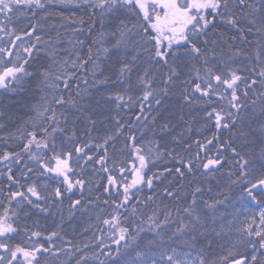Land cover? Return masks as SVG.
Instances as JSON below:
<instances>
[{
    "label": "snow or ice",
    "instance_id": "6c2138e0",
    "mask_svg": "<svg viewBox=\"0 0 264 264\" xmlns=\"http://www.w3.org/2000/svg\"><path fill=\"white\" fill-rule=\"evenodd\" d=\"M53 3L99 15L100 29L84 30L91 42L76 41L85 55L60 60L39 22L14 26L17 14ZM0 17V90L23 92L31 80L38 93L28 119L0 136V264H49L42 257L61 253H80L75 264H264V0H0ZM249 34L252 58L236 46ZM221 180V198L205 199ZM65 200L68 220L95 214L111 243L101 234L89 255L88 244L65 240ZM226 201L232 213L220 211ZM33 211L60 223L22 227L21 212ZM233 231L218 262L198 247ZM21 232L28 243H9Z\"/></svg>",
    "mask_w": 264,
    "mask_h": 264
},
{
    "label": "trees",
    "instance_id": "16d2710c",
    "mask_svg": "<svg viewBox=\"0 0 264 264\" xmlns=\"http://www.w3.org/2000/svg\"><path fill=\"white\" fill-rule=\"evenodd\" d=\"M25 15L17 14L14 22L19 19L20 17H24ZM31 16V15H28ZM33 18L36 20L35 23L39 22L40 25H42V31L40 32L43 40L45 41H50L52 43H56V47L59 49L58 52V59L63 60L65 58L71 60L74 59V53L79 52L80 55H85L86 54V47L82 48L80 45L76 44L77 40H85L86 43H90L93 33H89L85 35V31L89 28L90 25H95L96 30L100 29V17L98 14L93 15L91 10L85 8V7H76L75 4H70V5H62L58 3H53L50 4L47 7V10H39L36 11V15ZM2 19V17H0ZM83 20V24H79L76 22L72 21H80ZM15 26V25H14ZM74 29H81V31H74ZM234 34V33H233ZM253 36L252 34H249V36ZM256 42V41H255ZM51 50V45L48 47L44 48V51L41 52L40 57L38 60L42 63L48 64L51 63V60L47 57V52ZM247 51L251 54V49L247 45ZM254 63V60H253ZM37 63L33 62L32 67H37ZM31 70V69H30ZM69 72L75 71L71 67L68 68ZM79 74V73H78ZM36 85L35 81H29L28 84L26 85V88L29 86L32 87ZM22 92H16V93H11L14 95L21 94ZM10 93L3 92L0 90V97L6 96ZM251 96V93H250ZM256 98V97H253ZM196 124L199 125L200 121H196ZM16 129V128H15ZM15 129H0V136H6L7 133L9 132H14ZM206 135L209 133L206 132ZM224 135H228V133H225ZM20 142L16 141L15 143H12L11 141L9 142L10 147H17ZM5 146L2 141H0V149H3ZM117 148L121 147V143H118ZM18 150V149H17ZM3 169V165H0V170ZM17 176L19 175V172L16 173ZM23 183V181H22ZM212 183L216 184L215 181H212ZM227 183L226 180H221L220 181V187H216L214 189L213 193L209 194L205 192L204 198L211 200L214 198H221L216 196V193L219 191L223 190V186ZM0 189H3L2 192H0V201H4L3 204H0V211H2L3 207L6 206L7 202L5 200L6 192H7V182L4 181V178L0 177ZM15 190V189H13ZM23 190V189H21ZM233 194H237V190H234L233 192L230 193L232 196ZM159 203V201H157ZM168 203V201H165ZM67 204L68 201L65 200V212L64 216L65 219L63 221V227H66L67 230H72L75 229L76 232H79L80 235L84 234L81 233L82 231L80 230H85L86 228L90 231H92V239L90 240V247H95V245L98 243V237L103 234L104 239L106 242L111 243L108 232H107V226L106 225H101L97 221L94 225L90 226L88 225L87 222L91 221L93 217H96L95 214L89 213V214H81V213H76V217L72 220L67 219ZM229 204L228 201L225 202V206H220V211L221 212H227ZM102 207V206H101ZM97 212L100 211L99 208L96 209ZM102 218H107L106 213L102 214ZM60 223V218L59 216L53 218L51 215H44L41 213L37 212H32L31 215L25 216L23 212L20 214V219H19V224L23 226H28L32 230H41V231H48L52 230L56 224ZM65 231V228L61 230V234L64 236L65 240H71L73 243L76 238V234L74 236H68L63 234L62 232ZM217 231H219V228H217ZM84 232V231H83ZM95 233V236L93 235ZM85 233L84 235H86ZM89 234V233H88ZM72 235V234H71ZM225 236V235H224ZM224 236L217 237L215 234H211L209 236V240L212 241V247L208 248L206 244H201L198 245V247H204L205 249V255L209 258H211V261H219V258L222 256H226L224 250H223V243H224ZM35 239V238H34ZM9 243L11 244H21L24 245L27 242L24 234L21 232L19 235H15V238L10 240ZM57 245H61V241L57 240L56 241ZM75 244V243H74ZM76 245V244H75ZM84 252H87L89 255L90 251L84 249ZM80 255V253H76V255L71 259L67 260V258L64 256L63 253H61L59 261L52 259L50 256L49 257H42V261L44 259L49 260V264H75V259ZM102 259V257H101ZM92 262V261H90Z\"/></svg>",
    "mask_w": 264,
    "mask_h": 264
},
{
    "label": "bare ground",
    "instance_id": "6f19581e",
    "mask_svg": "<svg viewBox=\"0 0 264 264\" xmlns=\"http://www.w3.org/2000/svg\"><path fill=\"white\" fill-rule=\"evenodd\" d=\"M33 18H35L34 16H24V17H20L19 19H17L14 22L15 27L17 28V30H21V29H25L29 26L30 23H35L36 20H34ZM233 33H229V35H232ZM249 42H245V41H241L239 39H237L236 41V46L239 47L244 53L247 54L248 58H252L255 55V48L258 46L256 41V37L253 36H249L247 37ZM247 45L249 46V48L251 49V54L249 53V51H247ZM78 75H82V73H79ZM89 83L91 84V80H89ZM81 88L85 87L83 84L80 85ZM72 88L75 89V83L72 84ZM259 91V90H257ZM38 98V93H37V89H36V85L34 84V86L30 87L29 86L25 89V91H23L21 94H8L6 96L0 97V110L5 112V116L3 118H0V123H3L5 125L4 129L9 130V129H15L19 126L22 125V123L28 119L29 116V108L31 103H34L35 100ZM124 119H128L129 116H131V113H127V114H123ZM76 126L79 129H83V124L81 123V121L77 120L76 121ZM227 136V135H225ZM213 184V191L214 189H216V184ZM233 199L236 197L235 194H233L231 196ZM97 222L96 217H93L91 219V221L87 222L89 227L94 225ZM65 231H63L62 233L68 236H74L76 234V238L74 243L76 245H78L79 247L83 248V246L85 244H90V240L92 239V231L88 230H80L82 231L81 233H87L86 235L81 234L79 232H76L75 229L72 230H67L66 227ZM62 228V229H64ZM84 231V232H83ZM89 233V234H88ZM72 234V235H71ZM224 236V235H223ZM90 240H88V239ZM232 242L230 241V238L228 237V235L226 234L224 236V243H223V250L225 252V254H228V249L229 247H231ZM86 250L90 251V254L93 251H97L98 249H96L95 247H90L89 248H85ZM103 259V257H102ZM90 264H97V262L92 261L90 262Z\"/></svg>",
    "mask_w": 264,
    "mask_h": 264
},
{
    "label": "rangeland",
    "instance_id": "374dc122",
    "mask_svg": "<svg viewBox=\"0 0 264 264\" xmlns=\"http://www.w3.org/2000/svg\"><path fill=\"white\" fill-rule=\"evenodd\" d=\"M233 202H235V198L233 199ZM237 207H238V205H237ZM241 211H244V210H241ZM257 211H258V209H256V208H249L246 210V212H248V213H254ZM232 212H233V208L229 206L227 213H232ZM236 215L238 216V221H242L244 219L243 215H240L239 213H236ZM229 218H231V217H229ZM227 235L230 238V241L232 242V244L236 243V233L234 231L228 232ZM207 258L209 261H211V258H209V257H207Z\"/></svg>",
    "mask_w": 264,
    "mask_h": 264
}]
</instances>
